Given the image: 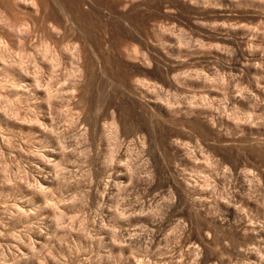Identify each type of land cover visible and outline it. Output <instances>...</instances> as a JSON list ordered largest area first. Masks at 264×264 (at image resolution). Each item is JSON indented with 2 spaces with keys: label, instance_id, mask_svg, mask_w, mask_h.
I'll return each instance as SVG.
<instances>
[{
  "label": "rangeland",
  "instance_id": "rangeland-1",
  "mask_svg": "<svg viewBox=\"0 0 264 264\" xmlns=\"http://www.w3.org/2000/svg\"><path fill=\"white\" fill-rule=\"evenodd\" d=\"M0 264H264V0H0Z\"/></svg>",
  "mask_w": 264,
  "mask_h": 264
}]
</instances>
